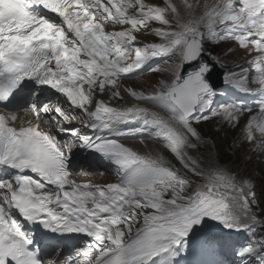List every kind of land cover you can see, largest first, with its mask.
I'll return each instance as SVG.
<instances>
[{"label":"snow or ice","instance_id":"6c2138e0","mask_svg":"<svg viewBox=\"0 0 264 264\" xmlns=\"http://www.w3.org/2000/svg\"><path fill=\"white\" fill-rule=\"evenodd\" d=\"M108 24L130 27L106 31ZM138 25L160 42L139 41ZM205 35L234 41L251 57L255 89L244 83L243 69L226 75L256 97L257 112L239 100L214 103L212 65L201 60ZM158 58L163 66L148 71L170 73L168 79L150 89L122 85ZM23 81L35 85V100L21 109L35 119L16 125L21 109L0 108V167L11 170L0 176V264H174L194 227L207 220L253 237L264 233V219L253 210L260 204L255 185L200 153L207 141L198 130L216 119L264 150V0H0V103L15 100ZM49 89L59 99L41 103ZM42 119L65 136L63 145L41 128ZM143 133L160 141L184 172L163 155L141 154L112 138ZM75 148L109 159L117 182L77 184ZM21 220L87 239L62 259L59 249L42 256ZM236 255L264 264V236Z\"/></svg>","mask_w":264,"mask_h":264},{"label":"rangeland","instance_id":"374dc122","mask_svg":"<svg viewBox=\"0 0 264 264\" xmlns=\"http://www.w3.org/2000/svg\"><path fill=\"white\" fill-rule=\"evenodd\" d=\"M149 1L157 2L158 0H153V1L149 0ZM207 2L212 3L214 2V0H207ZM150 23L152 24L153 27H157V25L153 21H151ZM126 27H130V25H124V28ZM137 27L139 31L138 32L134 31V35H137V38L139 41L143 43L160 42L157 37L151 35L149 31L146 30L141 25H138ZM147 38L150 39L151 42ZM226 46H227L226 44H220L218 46H215L214 48H210L209 50L215 54L218 60L223 61L230 56L229 54H225ZM223 49H224V52H223ZM160 63L163 66V61H161ZM148 68H149L148 65H144V69L142 72H139L138 74L133 75V78H130L132 80L125 79L124 81H122V85L136 87L137 90L150 89L155 84H157L159 80L168 79L171 75L170 73H164V72H149ZM229 79L230 77H228L227 79V86L230 88V93L232 95V100L230 102L234 100L243 101L241 97L239 96L235 97L236 92L240 94L241 96H244V95L242 94L241 90H238V86L235 84V82H231ZM121 91H123V89H121ZM217 93L220 94L221 91L218 90L216 94ZM222 93L227 94L228 92H222ZM246 95L248 94L246 93ZM253 103L254 101H251L248 104H245L243 106L252 108ZM219 104H224V103L220 102ZM247 116H248V113L245 112L240 122L241 126H243V124L245 123ZM77 122L78 121L73 122V125L75 127L79 126ZM198 130L201 132L204 138L207 137L209 139H213L212 143L215 146L213 149L209 151V153H212V151H214L216 147H218V149L221 148L222 144H224L223 142H230L229 148L233 150V153H231V157H230L231 160L229 162H226L227 169H229L233 174H236L238 178L249 180L253 185H255V191H257L259 195H261L262 198L264 199V160L261 161L259 159V162L255 161V164H253L254 160L252 161L251 160L252 158L249 160L248 158L249 156H246V154L244 155V153L246 152L245 149L240 150L236 146V143L238 141L241 142L242 144L244 143L248 145L254 144V143L250 144L242 140L240 128L233 129V128L228 127L226 124H222L220 121L216 119H210L208 122H205L201 124L200 126H198ZM119 136H121L122 140H124L122 143L125 146H129L133 148V150L141 154L154 153V154L163 155L167 161H169L176 168L180 169L182 173L184 172L179 162L176 161L175 157L166 148H164V146L160 142L155 143V142L149 141L148 140L149 137H146L142 134H140V136H138V134L137 135H119ZM137 137H141L143 139H141V141H138V143L136 142L134 143L132 140L136 139ZM206 148L207 147H201L199 150L200 153H203L205 156H207ZM250 148L251 147L246 148V150L248 151ZM192 155L196 156V155H199V153L193 152ZM218 156H219V153H218ZM103 157L105 156L101 155L100 153L90 151V150L85 151L83 154H81V166L86 171L84 175L81 174L82 173L81 171L78 173H75L73 175V178L76 177L74 179L79 180L82 184H85L86 182L91 186H104L109 183L117 182L118 177L116 175L115 165L114 164L108 165L109 159L103 158ZM222 162H225V161L222 160ZM78 168L81 169V167H78ZM95 175L99 177L98 180L91 178V176H95ZM188 175L191 177L190 173H188ZM193 179H196V178H193ZM260 185L261 186L263 185L262 186L263 189H259L261 188ZM254 207L255 206H253V210H255ZM262 217H264V215ZM194 228L204 229L205 231H210V232L216 231L220 233L225 231V228L222 225L212 220H207L206 224H202ZM82 245L77 246L76 248L81 247ZM182 264H186V263L184 262ZM230 264H248V261L244 258L243 260H234Z\"/></svg>","mask_w":264,"mask_h":264},{"label":"trees","instance_id":"16d2710c","mask_svg":"<svg viewBox=\"0 0 264 264\" xmlns=\"http://www.w3.org/2000/svg\"><path fill=\"white\" fill-rule=\"evenodd\" d=\"M223 143L224 144H222L221 148H219V149H218V147L215 148L217 153H216V151L214 149V151H212V153H210V154H211L213 160L216 163H218L219 165L227 168L226 167L227 166L226 162H229L231 160L230 157H231V153H233V152L229 148L230 147V142H223ZM214 146L215 145L212 144V142H210L209 143V148H207V150L210 149L211 147L213 149ZM217 149L219 150V152H218ZM218 153H219V156H218ZM207 154H209V153H207ZM222 160L225 161V162H222ZM253 164H255V162H253ZM257 198L260 201V204H259V207H256V206L254 207V209H255L254 211L257 213L258 217H262L264 215V204H263L264 203V199L262 198L261 195H259V193H257Z\"/></svg>","mask_w":264,"mask_h":264},{"label":"water","instance_id":"95a60500","mask_svg":"<svg viewBox=\"0 0 264 264\" xmlns=\"http://www.w3.org/2000/svg\"><path fill=\"white\" fill-rule=\"evenodd\" d=\"M204 47V45H203ZM201 60L205 63H208L212 65V70L207 76V80L209 84L212 86L213 89L221 86L223 84L222 75L224 72V69L220 66V64L216 63L214 59V55L207 51L204 47V52L201 55ZM191 65H185L184 66V72H187L190 70Z\"/></svg>","mask_w":264,"mask_h":264},{"label":"bare ground","instance_id":"6f19581e","mask_svg":"<svg viewBox=\"0 0 264 264\" xmlns=\"http://www.w3.org/2000/svg\"><path fill=\"white\" fill-rule=\"evenodd\" d=\"M114 2L115 3H117V4H120V3H122V2H125V0H114ZM158 2V1H157ZM121 30H123V29H121ZM119 31V30H118ZM125 82H127V81H125ZM124 95H125V97H126V99L128 100V101H131V97H128L127 96V93H124ZM99 98H102V99H107V97L105 96V97H99ZM112 106H118V104H117V102H115V101H110L109 102ZM120 104H123L124 103V101H121V102H119ZM78 124H79V128H81V129H83V126L80 124V122L78 121ZM130 127H135L136 125H129ZM121 127H125L124 125H122ZM137 135V134H136ZM142 135H144V136H146V137H149V141H152V142H155V143H157V142H160V141H156V140H154L153 138H152V136L149 134V133H143ZM116 136H118V137H120L119 135H116ZM138 136H140V134H138ZM141 139H143V138H141V137H137L136 139H134V140H132L134 143L136 142V143H138V141H141ZM131 140V139H130ZM118 141H124V140H118ZM127 141H129V140H127ZM145 141V140H144ZM80 150V148H75V149H73V151H79ZM73 156H74V161H76L78 158H76L75 157V155H74V153H73ZM74 175V174H73ZM94 175V174H93ZM96 176V175H95ZM73 177V176H72ZM74 178H76V177H74ZM74 178H72V179H74ZM75 180V179H74ZM79 181V180H78ZM76 182V181H75ZM81 185H83V184H81ZM261 186V185H260ZM263 186V185H262ZM262 186H261V188H259V189H263L262 188ZM73 254V253H72Z\"/></svg>","mask_w":264,"mask_h":264}]
</instances>
